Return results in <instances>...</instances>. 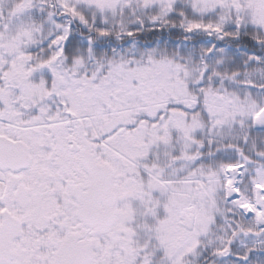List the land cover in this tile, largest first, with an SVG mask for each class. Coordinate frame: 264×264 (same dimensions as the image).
<instances>
[{"label":"snow or ice","instance_id":"1","mask_svg":"<svg viewBox=\"0 0 264 264\" xmlns=\"http://www.w3.org/2000/svg\"><path fill=\"white\" fill-rule=\"evenodd\" d=\"M0 264H264V0H0Z\"/></svg>","mask_w":264,"mask_h":264}]
</instances>
